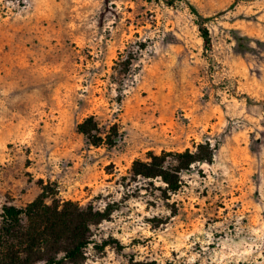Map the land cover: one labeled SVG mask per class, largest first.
I'll return each instance as SVG.
<instances>
[{"label":"rangeland","instance_id":"rangeland-1","mask_svg":"<svg viewBox=\"0 0 264 264\" xmlns=\"http://www.w3.org/2000/svg\"><path fill=\"white\" fill-rule=\"evenodd\" d=\"M205 143L176 192L132 175ZM47 185L108 214L83 264H264V0H0V244Z\"/></svg>","mask_w":264,"mask_h":264},{"label":"trees","instance_id":"trees-1","mask_svg":"<svg viewBox=\"0 0 264 264\" xmlns=\"http://www.w3.org/2000/svg\"><path fill=\"white\" fill-rule=\"evenodd\" d=\"M190 7L199 19V31L209 46L210 38L205 28L208 19ZM78 131L93 146L102 142L96 140L100 129L93 118L80 124ZM214 153L215 148L205 143L196 146L195 152L149 154L148 161L133 163L132 175L144 180L161 179L167 191L176 192L180 188L181 173L196 163L212 162ZM169 158H173L172 162ZM49 188L45 186L43 193L26 207L3 208L4 241L0 244V264H83L85 261V250L91 244V228L108 219V214L96 211L92 205L84 208L71 201L53 199L49 204L47 200L52 193Z\"/></svg>","mask_w":264,"mask_h":264}]
</instances>
